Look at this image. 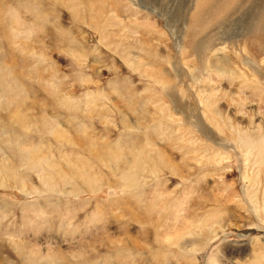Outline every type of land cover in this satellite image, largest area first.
I'll return each mask as SVG.
<instances>
[{
    "label": "rangeland",
    "instance_id": "rangeland-1",
    "mask_svg": "<svg viewBox=\"0 0 264 264\" xmlns=\"http://www.w3.org/2000/svg\"><path fill=\"white\" fill-rule=\"evenodd\" d=\"M0 264H264V0H0Z\"/></svg>",
    "mask_w": 264,
    "mask_h": 264
},
{
    "label": "bare ground",
    "instance_id": "bare-ground-1",
    "mask_svg": "<svg viewBox=\"0 0 264 264\" xmlns=\"http://www.w3.org/2000/svg\"><path fill=\"white\" fill-rule=\"evenodd\" d=\"M124 121H125V120H124ZM127 125H128V124H127ZM125 127H126V126H125ZM240 137H241V139H243V140H244V139H247V138H246L247 135L244 134V133H241V134H240ZM245 141H246L247 143H249L248 140H245ZM248 147H249V146H248ZM250 148H251V147H250ZM250 150H251V149H250ZM247 154H248V153H247Z\"/></svg>",
    "mask_w": 264,
    "mask_h": 264
}]
</instances>
